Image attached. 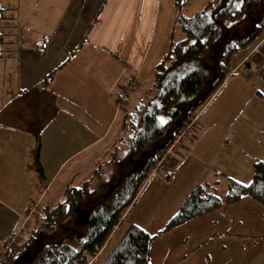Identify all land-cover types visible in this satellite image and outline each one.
Returning <instances> with one entry per match:
<instances>
[{
  "label": "crops",
  "instance_id": "crops-1",
  "mask_svg": "<svg viewBox=\"0 0 264 264\" xmlns=\"http://www.w3.org/2000/svg\"><path fill=\"white\" fill-rule=\"evenodd\" d=\"M38 1L27 19L16 10V20L3 30L0 253L9 237L15 235L16 242L25 235L24 225L32 220L24 222L28 208H41L49 188L56 184L62 197L67 183L88 180L113 149L122 113L145 96L165 53L166 46L155 48L153 39L160 9L173 6L172 0H67V19L56 22L47 14L50 5L47 12L35 10ZM8 7L0 0L1 9ZM147 60L152 70L143 90L139 79ZM263 60L264 35L235 60L167 171L145 180L89 264H100L129 226L153 237L146 264H264V206L249 198L161 234L194 187L214 184L221 197L224 177L247 183L253 162H264V72L258 69ZM132 79L138 87L116 105Z\"/></svg>",
  "mask_w": 264,
  "mask_h": 264
},
{
  "label": "trees",
  "instance_id": "trees-1",
  "mask_svg": "<svg viewBox=\"0 0 264 264\" xmlns=\"http://www.w3.org/2000/svg\"><path fill=\"white\" fill-rule=\"evenodd\" d=\"M188 2L172 0L176 10L173 24L180 37L175 39L173 30L170 32L168 48L154 67L145 96L122 113L113 149L88 180L79 186L67 183L60 202L36 207L28 233L10 249L3 245L0 264H89L119 226L159 152L173 141L184 120L219 88L235 60L264 35V0H209L186 17L180 11ZM5 13L0 8V57L9 20ZM118 97L116 104L121 107L126 97ZM120 147L124 151L119 153ZM102 167H107L105 173ZM94 179L97 183L91 185ZM224 180L221 197L214 184L194 187L161 234L242 198L264 206V162H253L247 183ZM152 240L129 226L100 264H146Z\"/></svg>",
  "mask_w": 264,
  "mask_h": 264
},
{
  "label": "rangeland",
  "instance_id": "rangeland-1",
  "mask_svg": "<svg viewBox=\"0 0 264 264\" xmlns=\"http://www.w3.org/2000/svg\"><path fill=\"white\" fill-rule=\"evenodd\" d=\"M25 1H28V2H25ZM34 1L30 0V2H29V0H24V1L1 0V3L3 5H5L6 7L10 6V7H8L9 11L5 13L7 18H9V20L7 22L11 24V18H13L14 21L16 20V18H17V11L16 10H18V9L21 10V14H23V12H24V18L27 19L28 15L30 14L29 8L33 6ZM163 1H164V3L166 2V0H163ZM208 1L209 0H189L188 4L186 6H184L180 12L184 16L188 17V16L192 15L194 12L201 10L203 8L204 4ZM66 3H67V0H39L37 5H36L35 10H38L41 13L42 8H45V10H46V6L50 5V12L47 13L50 16V18L52 20H56V22H57L58 20H60L61 16H64V21H65V19H67V12L65 11L66 10ZM46 12H47V10H46ZM175 15H176V10L174 9L173 6H171L168 10L161 7L159 15H158L157 23H156V28L153 31V39H154V47L155 48L162 45V46H166V50H167L169 34L172 30H173V35H174L175 39H178L180 37L178 29L173 24ZM60 30H61V28H59L58 31L56 32L57 35H59ZM166 50H165V52H166ZM151 70H152L151 69V61L147 60L145 66L142 69V73H141V76L139 79L140 82L145 81L141 85V86H143V88H142L143 90H146L148 88V85L150 84V79H149L148 75H149V72ZM136 87H138V85H136ZM139 89H140V91L142 90L141 88H139ZM223 192H224V189H223ZM58 194H59V189L56 187V184H54V186H52L51 188L48 189V192L44 198L45 200L41 201L40 206L41 207L42 206L53 207L55 204H57L58 202H60L62 200V197H57ZM30 218H32V216H30ZM29 220L24 225V233L23 234H25V235L28 233L29 229L32 227V224H33L32 220H30V223H29ZM25 235H23V237Z\"/></svg>",
  "mask_w": 264,
  "mask_h": 264
},
{
  "label": "built area",
  "instance_id": "built-area-1",
  "mask_svg": "<svg viewBox=\"0 0 264 264\" xmlns=\"http://www.w3.org/2000/svg\"><path fill=\"white\" fill-rule=\"evenodd\" d=\"M258 69L264 72V60L260 63ZM134 87H136V83L134 79H132L125 87L121 88L118 100L125 98L129 90ZM202 106H204V104L201 105L198 110L193 113V115L184 120L173 141L159 152L155 163L149 169L147 179L160 171H167L168 167L172 162V157L178 149L181 141L187 138V136L195 129V126L198 122L201 113ZM36 211L37 209L35 205L30 206L29 211L27 212V215L24 218V222H26L28 217L33 216ZM15 239V235L11 236V238L5 242V249H10Z\"/></svg>",
  "mask_w": 264,
  "mask_h": 264
}]
</instances>
